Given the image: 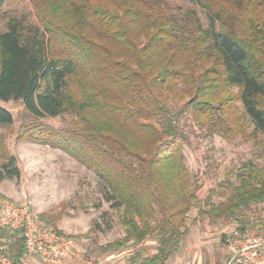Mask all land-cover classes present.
I'll use <instances>...</instances> for the list:
<instances>
[{
    "label": "trees",
    "instance_id": "1",
    "mask_svg": "<svg viewBox=\"0 0 264 264\" xmlns=\"http://www.w3.org/2000/svg\"><path fill=\"white\" fill-rule=\"evenodd\" d=\"M185 1L207 26L196 9L176 12L165 0H31L32 11L3 13L0 101L21 102L33 119L22 138L64 150L100 178L125 229L102 252L156 237V251L134 253L132 264H167L178 254L192 209L245 233L249 211L264 203V150L201 199L181 125L191 113L211 134L246 138L241 123L231 124L239 100L252 137L264 138V0ZM66 115L64 127L43 121ZM13 123L0 106V129ZM18 177L17 158L5 151L0 180ZM215 194L226 200L214 203ZM11 233L2 231L0 243L19 264L25 240L22 230Z\"/></svg>",
    "mask_w": 264,
    "mask_h": 264
},
{
    "label": "rangeland",
    "instance_id": "2",
    "mask_svg": "<svg viewBox=\"0 0 264 264\" xmlns=\"http://www.w3.org/2000/svg\"><path fill=\"white\" fill-rule=\"evenodd\" d=\"M165 1L176 12L196 9L203 25L207 26L200 8L185 0ZM15 9L32 11L31 0H5L0 8V33L6 31L3 13ZM227 92L236 95L238 89L232 87ZM0 106L14 116L12 126L0 129V165L2 155L7 151L17 158L20 169V177L0 180V200L28 204L40 222L73 237L75 248L65 257L64 264H132L130 257L134 253L141 251L151 255L156 251L158 243L153 236L138 246L126 245L111 253L102 252L100 247L122 238L125 229L120 222L121 210L113 208L104 198L105 187L100 178L64 150L22 138L23 125L33 119L21 102L0 101ZM230 111L234 116L231 124L241 123L248 137L238 133L228 138L220 133L211 134L207 127L201 128L197 124L191 113L181 120L190 140L184 147L186 165L203 184L199 192L201 199L207 197L209 190L218 189L219 183L226 179L227 171L236 170L246 161H258V152L264 150L263 136L251 135L254 124L246 116L242 103L235 100ZM43 121L60 128L70 124L71 116L47 117ZM233 181L237 183L235 179ZM225 200L226 196L215 194L213 197L216 204ZM249 216L253 221L249 231L256 233L264 224V203L252 207ZM187 225L189 233L181 250L167 264H227L228 237L234 234L239 223L214 221L206 213L192 209ZM4 241L0 238V242Z\"/></svg>",
    "mask_w": 264,
    "mask_h": 264
},
{
    "label": "built area",
    "instance_id": "3",
    "mask_svg": "<svg viewBox=\"0 0 264 264\" xmlns=\"http://www.w3.org/2000/svg\"><path fill=\"white\" fill-rule=\"evenodd\" d=\"M22 230L26 253L40 256L46 264H64L75 240L40 222L26 203L0 200V232ZM229 264H264V224L256 233L246 231L228 237ZM0 264H11L8 247L0 245Z\"/></svg>",
    "mask_w": 264,
    "mask_h": 264
},
{
    "label": "crops",
    "instance_id": "4",
    "mask_svg": "<svg viewBox=\"0 0 264 264\" xmlns=\"http://www.w3.org/2000/svg\"><path fill=\"white\" fill-rule=\"evenodd\" d=\"M249 231V230H248ZM75 248V247H74ZM32 256H37V258H32ZM230 261V257H228V261L227 264H229ZM19 264H46L45 261L38 255H29L27 253H25Z\"/></svg>",
    "mask_w": 264,
    "mask_h": 264
}]
</instances>
